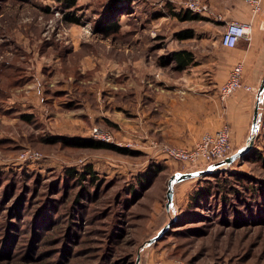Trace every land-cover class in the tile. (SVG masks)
<instances>
[{
	"label": "rangeland",
	"instance_id": "rangeland-1",
	"mask_svg": "<svg viewBox=\"0 0 264 264\" xmlns=\"http://www.w3.org/2000/svg\"><path fill=\"white\" fill-rule=\"evenodd\" d=\"M63 1L0 0V264H264V123L213 169L243 184L179 181L173 214L170 176L208 163L175 160L166 147L189 146L150 134V94L182 73L171 52L220 43L229 0H199L209 12L192 19L177 15L188 0Z\"/></svg>",
	"mask_w": 264,
	"mask_h": 264
},
{
	"label": "crops",
	"instance_id": "crops-1",
	"mask_svg": "<svg viewBox=\"0 0 264 264\" xmlns=\"http://www.w3.org/2000/svg\"><path fill=\"white\" fill-rule=\"evenodd\" d=\"M229 3L224 12L226 23L251 22V39L240 40L236 47H226L220 42L211 44L204 52H196V64L180 69L177 84H167L168 90L150 94V134L190 147L204 132L216 131L224 125L230 126L237 145L243 134L251 133L257 93L241 88L222 99L219 86L240 61L245 67V83L253 87L257 84L264 70V12L254 14L243 0Z\"/></svg>",
	"mask_w": 264,
	"mask_h": 264
},
{
	"label": "built area",
	"instance_id": "built-area-1",
	"mask_svg": "<svg viewBox=\"0 0 264 264\" xmlns=\"http://www.w3.org/2000/svg\"><path fill=\"white\" fill-rule=\"evenodd\" d=\"M247 3L254 14L264 12L263 0H243ZM187 10L197 14H207L209 9L199 0H188L186 2ZM253 26L251 22H242L231 20L226 23L225 30L221 35V44L226 47H236L240 40L251 39ZM244 63L237 62L230 69L227 79L219 86V92L222 99L233 95L237 90L245 88L246 90L257 93L256 88L250 84L244 83ZM260 128L264 123V101L260 106ZM97 132V130H96ZM232 131L229 125H224L213 132H204L198 141L192 147L168 146L165 152L175 160L199 164L207 162L211 164L225 159L232 153L231 144Z\"/></svg>",
	"mask_w": 264,
	"mask_h": 264
},
{
	"label": "water",
	"instance_id": "water-1",
	"mask_svg": "<svg viewBox=\"0 0 264 264\" xmlns=\"http://www.w3.org/2000/svg\"><path fill=\"white\" fill-rule=\"evenodd\" d=\"M257 100L254 108V116L252 121V129H251V135L248 137L247 142L240 148H238L234 153H231L228 155L225 159L215 162L211 164L206 169H201L198 171H192V172H178L170 176L168 181V189H167V202H166V208L173 214L172 206L174 205V186L177 182L182 181L187 178H191L194 176H199L202 174H206L207 172L212 171L214 168H219L221 166H227L231 165L235 160L240 158L241 156L245 155L251 148L254 143V139L258 131L260 130V106L264 101V73L261 80L260 85L258 86L257 90ZM174 221V218H172L159 232L150 238L148 241L145 242L146 245L152 244L158 237H160L166 229L169 227V225ZM140 261V253L138 254L137 264H139Z\"/></svg>",
	"mask_w": 264,
	"mask_h": 264
},
{
	"label": "trees",
	"instance_id": "trees-1",
	"mask_svg": "<svg viewBox=\"0 0 264 264\" xmlns=\"http://www.w3.org/2000/svg\"><path fill=\"white\" fill-rule=\"evenodd\" d=\"M63 2H64L66 7H74L77 5V0H64ZM177 15L182 19H192L195 17H201L198 14L191 13V11H189V10L185 11V13H182V12L177 13ZM69 20L70 21H78V18L69 17ZM113 23L114 22H111V25ZM193 35H194V33L192 31H189V30L178 33V37L181 39L189 38V37H192ZM170 58H171V61L175 62V67L178 69H183V68H186L188 66L196 64L194 52L191 51L190 49H187V48H181V49L172 51L170 54ZM0 93H1V91H0ZM23 118L30 120L32 117L30 115L24 114ZM87 145H90L93 147H106L107 146V144L100 143V142L94 141V140L88 141ZM246 159H248V156H246ZM230 167L225 168L224 171L232 174V170L230 169ZM220 171L223 172L222 170H220ZM86 172H88L90 174L89 178L91 177L93 179V181L96 180L97 175H95V171L91 167ZM73 173L76 174L75 171ZM78 175H79V179H83L84 177H86L85 172L78 173ZM207 175L217 177L215 179V182L218 185V187L221 189L224 188L225 186H227V184H232L233 182H237V183L240 182V185H242L243 181H244L243 178H241L240 176H236L235 180H231L230 178L225 177L224 182L220 181L218 179L219 174H217L216 170H212V172L210 174H207ZM203 176H206V175H203ZM233 186L234 185H232L231 188ZM208 191H209V193H211L212 190L209 188Z\"/></svg>",
	"mask_w": 264,
	"mask_h": 264
}]
</instances>
